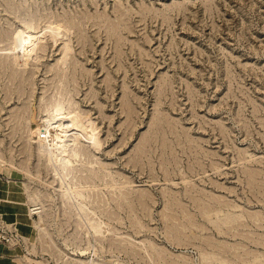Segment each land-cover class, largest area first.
I'll return each mask as SVG.
<instances>
[{
    "label": "rangeland",
    "instance_id": "obj_1",
    "mask_svg": "<svg viewBox=\"0 0 264 264\" xmlns=\"http://www.w3.org/2000/svg\"><path fill=\"white\" fill-rule=\"evenodd\" d=\"M59 94L100 142L67 168ZM0 177V264H264V0H0Z\"/></svg>",
    "mask_w": 264,
    "mask_h": 264
},
{
    "label": "bare ground",
    "instance_id": "obj_2",
    "mask_svg": "<svg viewBox=\"0 0 264 264\" xmlns=\"http://www.w3.org/2000/svg\"><path fill=\"white\" fill-rule=\"evenodd\" d=\"M35 25L36 19L32 13H29L22 20V25H19L20 27H14L10 34L13 39V46L11 48L15 54L14 59L16 61L22 60L21 62L24 65H27L29 60L37 56L39 32ZM43 29L53 37H56L57 33L61 34L65 31L60 25L50 23L46 24ZM70 48L71 46L68 41H65V55H67ZM62 96V94H59L57 99H53V104L50 103L51 105H47L44 110L39 107L40 112L37 113L38 119L35 120L38 122H36L37 126L33 129V136L35 138V149L38 155L44 157L48 162H58L63 168H67V165L71 161L68 156H80L85 149L83 146L84 142L91 143L96 149L99 148L100 142L97 137V132L87 119V116L85 117L86 120L85 118L82 119V122L71 111H64L65 104ZM41 112H44V114H41ZM52 127H57V132L54 134L51 133Z\"/></svg>",
    "mask_w": 264,
    "mask_h": 264
},
{
    "label": "crops",
    "instance_id": "obj_3",
    "mask_svg": "<svg viewBox=\"0 0 264 264\" xmlns=\"http://www.w3.org/2000/svg\"><path fill=\"white\" fill-rule=\"evenodd\" d=\"M2 181V182H1ZM3 179L0 177V187H3V188H6V189H9L10 188V185L8 184V187L6 186V184L5 183H3ZM5 189V190H6Z\"/></svg>",
    "mask_w": 264,
    "mask_h": 264
},
{
    "label": "built area",
    "instance_id": "obj_4",
    "mask_svg": "<svg viewBox=\"0 0 264 264\" xmlns=\"http://www.w3.org/2000/svg\"><path fill=\"white\" fill-rule=\"evenodd\" d=\"M0 239L6 240V241L9 240V238L6 235L2 234V233H0Z\"/></svg>",
    "mask_w": 264,
    "mask_h": 264
}]
</instances>
